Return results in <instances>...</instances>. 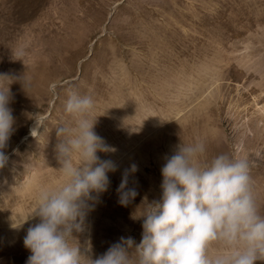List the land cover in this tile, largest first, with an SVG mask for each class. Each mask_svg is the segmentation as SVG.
Returning a JSON list of instances; mask_svg holds the SVG:
<instances>
[{"label": "rangeland", "instance_id": "1", "mask_svg": "<svg viewBox=\"0 0 264 264\" xmlns=\"http://www.w3.org/2000/svg\"><path fill=\"white\" fill-rule=\"evenodd\" d=\"M0 58V74L28 81L10 85L0 264L31 255L23 240L38 223L37 194L62 179L56 127L69 120L72 89L93 97L94 131L116 149L97 153L117 170L73 232L86 255L121 237L140 242L138 207L160 198L165 157L181 142L203 141L209 158L247 156L264 213V0H0ZM132 164L127 186L138 195L122 206L117 189Z\"/></svg>", "mask_w": 264, "mask_h": 264}, {"label": "clouds", "instance_id": "2", "mask_svg": "<svg viewBox=\"0 0 264 264\" xmlns=\"http://www.w3.org/2000/svg\"><path fill=\"white\" fill-rule=\"evenodd\" d=\"M25 49L13 51L22 61ZM28 81L0 74V168L6 166L5 149L14 131L10 85ZM89 94L72 89L64 101L68 121L57 125V170L62 177L53 187L41 188L29 216L23 244L31 255L26 264H254L264 261V213L257 205L251 165L245 155L207 156L197 140L181 142L161 168V195L145 200L135 218L142 219L141 240L121 237L103 254L92 257L80 249L73 232L83 230L84 219L100 194L110 185L108 173L117 165L97 153H114L95 131ZM132 164L117 189L119 203L127 206L138 195L128 187ZM28 216V217H29Z\"/></svg>", "mask_w": 264, "mask_h": 264}, {"label": "bare ground", "instance_id": "3", "mask_svg": "<svg viewBox=\"0 0 264 264\" xmlns=\"http://www.w3.org/2000/svg\"><path fill=\"white\" fill-rule=\"evenodd\" d=\"M3 50V49H2ZM2 52V51H1ZM1 55H2V53H1ZM1 59V58H0ZM3 63V62H2ZM1 64V63H0ZM26 89V88H25ZM13 100H14V98H13ZM19 102H20V99L18 100ZM19 102H18V104H19ZM11 104V103H10ZM13 106V105H12ZM14 108V107H13ZM13 112V111H12ZM13 114V113H12ZM15 116V115H14ZM18 116V115H17Z\"/></svg>", "mask_w": 264, "mask_h": 264}]
</instances>
